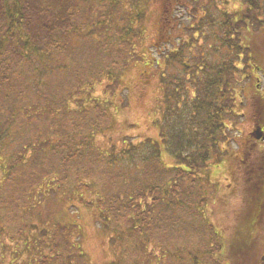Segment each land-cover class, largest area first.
<instances>
[{
  "label": "trees",
  "instance_id": "obj_1",
  "mask_svg": "<svg viewBox=\"0 0 264 264\" xmlns=\"http://www.w3.org/2000/svg\"><path fill=\"white\" fill-rule=\"evenodd\" d=\"M150 1L0 0V250H10L12 264H92L78 223L47 220L38 211L44 205L51 210L58 200L66 205L81 190L96 196L89 202L75 194L91 207L95 225L116 252L107 264H177L183 252L163 239L181 237L202 241L192 264H231L234 255L253 253L249 242L264 213V143L247 174L235 232L244 236L241 248L209 222L203 187L210 185L211 166L227 154L228 124L235 122L246 89L257 90L254 80L263 73L255 52L264 45V0H187L204 14L198 31L205 38L198 47L190 23L196 26L195 20L174 23L171 0H163L156 37L175 47L154 63L163 92L158 139H124L109 152L91 148L107 116L98 102L85 103L91 99L83 98L81 67H100L110 50L117 57L115 63L110 56L113 66L127 57L141 61L137 48ZM95 74L89 79L102 76L104 68ZM262 90L251 101L257 102L255 132L264 136ZM113 180L124 186L115 194L108 190ZM147 244L158 248L157 263ZM253 264H264V250Z\"/></svg>",
  "mask_w": 264,
  "mask_h": 264
},
{
  "label": "rangeland",
  "instance_id": "obj_2",
  "mask_svg": "<svg viewBox=\"0 0 264 264\" xmlns=\"http://www.w3.org/2000/svg\"><path fill=\"white\" fill-rule=\"evenodd\" d=\"M217 1L220 4L222 0ZM162 2L163 0H151L146 8L145 30L142 36V38L144 36L145 38L142 41L143 44L138 48L136 47L138 50L137 53L140 52L138 54L141 57L143 56L141 61H137V57L133 59L127 57L125 62H119L118 65L113 66L110 64V61L113 59L116 63L117 57L116 53L114 54L110 50L102 60H99V63L102 64L100 67L97 66L94 69L88 68L87 65L81 67L80 77H83L86 81L84 82L83 98L86 95L88 99H91L90 101L85 99V103L93 106L94 102H98L107 116L105 126L95 134L93 146H91L94 150L101 148L109 152L111 147L120 148L124 139L132 143L158 139L156 123L162 116V110L160 111V109L163 105V92L161 90V79L159 76L161 68L154 65V63L157 62V56L163 50H171L173 49L172 47H175L173 45L174 41L161 45L156 37L157 25L155 20ZM170 3L174 10L173 15L177 16L173 20L174 23H188L193 19L195 20L196 26L194 22H190L192 24L191 31L196 34L192 39L197 43V45H194L195 47L202 45L205 37H201L199 32L201 18L204 16L203 11L200 10L201 7L194 8L191 5V1L187 0H171ZM233 6L234 4L232 2L229 3L227 5L228 11H232L234 9ZM212 12L206 14L210 16L212 22H216V16H211ZM114 28L117 29L116 26ZM202 28L204 29L203 26ZM196 30H199L198 34ZM261 43L255 53L264 73V45ZM106 66H108V70ZM103 68L104 74L102 76L100 75L94 80L89 79V77L95 76V73L99 69L103 70ZM263 73L257 76V80H254V84L258 87L257 90L252 88L246 89L244 98L241 99V105L236 110L235 122L228 124L230 143L226 146L227 154L223 157L222 163L211 166L209 169L211 177L210 185L203 187L205 195L209 198L206 208V215L209 222L217 227L224 235V238L229 239L230 243L233 242L237 245L236 248H241L243 242H240V240L244 238L243 236L242 239H238V235L235 232L241 225L239 217L243 214L242 207L244 206L247 174L250 173V165L255 164L260 159L264 143V136L260 135L259 139H256L255 135L251 136L256 131L253 116L255 115L254 110L257 103L256 101L252 103L251 96L257 91L262 94V89L264 88ZM65 80L66 78H64ZM27 84H29L28 87L32 86L29 82ZM37 130L32 129L31 133H35ZM125 146L127 147L128 145ZM83 156L88 157L87 153H83ZM163 160L167 165L170 164V159L165 153H163ZM247 165L249 169L246 172ZM83 166L88 168L87 164ZM72 173L73 171H70L71 177ZM91 173H93L94 181L97 182L100 178L98 175H94L95 168ZM79 182H83V179L80 178ZM103 183H106V181H103ZM123 188L124 186L120 181L113 180L108 190L115 194ZM73 189L71 187V191ZM75 194L80 195L85 201H96V196H92L81 190L79 194L77 192L73 193L71 199L65 202L67 203L66 205H63V202L58 200L55 203L52 202L51 210L50 206L44 205L38 211L47 220L52 218L54 220H60L63 223L73 221L78 223L83 234L81 242L83 252L90 263L107 264L115 260L116 252L113 249L114 247H111L108 243V235H104L99 231L95 225L94 213L91 207L82 204L79 201V197H75ZM262 216L261 221H258L255 225L252 240L249 242V248H253V251H251L253 253L250 256H248V253H245L244 256L234 255L231 264H237V262L239 264H253L257 254L259 256L261 255L264 250V213ZM161 239L163 238L157 241H161ZM201 244L202 241L199 237H181L178 239L173 238V240L163 239V245L168 247L177 245L178 249L183 252L182 254L178 253L180 257L177 264H192L191 259L193 257L191 256H200L199 254L201 252L200 250L197 251V249L201 247ZM149 245L147 244V246ZM152 245L147 250L155 255L154 260L157 263L158 248ZM167 249L171 250V248ZM13 260L14 258L10 250L8 251L7 249L3 252L0 250V264H12ZM234 260H237V262ZM166 261L169 262L168 256L166 257ZM198 264H205V262L200 261Z\"/></svg>",
  "mask_w": 264,
  "mask_h": 264
},
{
  "label": "water",
  "instance_id": "obj_3",
  "mask_svg": "<svg viewBox=\"0 0 264 264\" xmlns=\"http://www.w3.org/2000/svg\"><path fill=\"white\" fill-rule=\"evenodd\" d=\"M259 137H260V134L256 132V133H255V138H256V139H259Z\"/></svg>",
  "mask_w": 264,
  "mask_h": 264
}]
</instances>
